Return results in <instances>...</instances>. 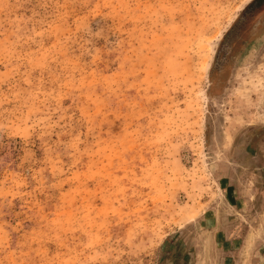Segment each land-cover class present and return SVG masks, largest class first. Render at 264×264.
<instances>
[{
	"label": "rangeland",
	"instance_id": "374dc122",
	"mask_svg": "<svg viewBox=\"0 0 264 264\" xmlns=\"http://www.w3.org/2000/svg\"><path fill=\"white\" fill-rule=\"evenodd\" d=\"M261 19L264 0H0V264H159L190 226L195 264H264Z\"/></svg>",
	"mask_w": 264,
	"mask_h": 264
},
{
	"label": "flooded vegetation",
	"instance_id": "af4514ba",
	"mask_svg": "<svg viewBox=\"0 0 264 264\" xmlns=\"http://www.w3.org/2000/svg\"><path fill=\"white\" fill-rule=\"evenodd\" d=\"M257 11V10H256ZM255 13V12H254ZM247 23H249L250 19H246ZM246 24L242 26L240 31H244L246 29ZM264 27V20L261 19L259 23L256 25L254 24V30L256 32H259L260 29ZM258 30V31H257ZM225 41V40H224ZM224 41L219 43L218 50L215 54L213 66H212V79L213 81H219L222 77L225 75L227 69L230 68V62L233 60V53L232 50L237 43V41L230 39L227 41V43H224ZM221 44H223L221 46ZM218 58V60H216ZM229 76V74H228ZM217 84L215 82L214 88L216 89ZM260 132H258L255 136L250 137L246 147L241 151V155L244 159H248L249 161L253 162V165L251 167L256 168V170H261V166L256 163L259 161L258 159V151L256 146L259 145ZM260 163V162H259ZM264 168V165H263ZM197 227L200 226V223L197 222ZM191 228H184L182 231L178 232V234H175L174 236L168 238L166 242L164 243V246L161 251V257L159 264H195L197 260V253H198V247L196 244L195 239L191 237V231L189 230Z\"/></svg>",
	"mask_w": 264,
	"mask_h": 264
}]
</instances>
